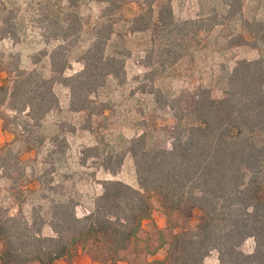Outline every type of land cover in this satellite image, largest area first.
Instances as JSON below:
<instances>
[{
  "label": "trees",
  "instance_id": "1",
  "mask_svg": "<svg viewBox=\"0 0 264 264\" xmlns=\"http://www.w3.org/2000/svg\"><path fill=\"white\" fill-rule=\"evenodd\" d=\"M144 22L145 14L136 15L132 30L145 33L151 25ZM152 23L170 29L175 24L171 5L162 4ZM247 28L264 48V21ZM100 32L75 76H64L68 62L59 59V48L51 55V78L24 69L18 55L5 64L0 60V107L6 109L0 120L23 119L16 128L40 126L59 105V83L70 88L76 111H90L89 91L98 90L108 76L120 78L124 70L123 63L104 54L113 25L104 21ZM237 37V45L247 43L243 34ZM231 80L238 88L221 98L204 89L188 110L177 109L175 101L169 105L175 110L170 148L150 145L146 132L131 140L127 152L137 162V188L105 180L103 194L83 217L69 197L46 199L29 216L21 208L13 215L0 207V264H54L79 248L100 264H206L213 252L219 264H264V57L240 61ZM33 151L28 146L26 153ZM123 161L124 155L108 156L103 168L115 175ZM50 185L34 178L25 188L35 192ZM57 189L50 188L61 195ZM155 214L166 220L163 228ZM248 239L255 242L251 253L242 249Z\"/></svg>",
  "mask_w": 264,
  "mask_h": 264
},
{
  "label": "rangeland",
  "instance_id": "2",
  "mask_svg": "<svg viewBox=\"0 0 264 264\" xmlns=\"http://www.w3.org/2000/svg\"><path fill=\"white\" fill-rule=\"evenodd\" d=\"M162 4L172 7L175 24L170 29L152 23ZM138 14H145L142 26L151 25L145 33L132 30ZM259 20L264 21V0H0L3 63L18 55L24 69H38L51 78V55L59 48V59L68 62L64 76H75L105 21L113 25V34L104 54L124 66L120 78L108 76L99 81L98 90L89 91L88 112L76 111L70 88L59 83V105L40 126L16 128L14 123L23 126V119L0 120V130L12 134L0 146V207L13 215L21 208L29 216L46 199L69 197L83 217L103 194L105 180L137 188V162L127 152L131 140L146 132L150 145L170 148L175 121L170 104L175 101L177 109L188 110L204 89L221 98L238 88L231 80L237 64L264 57L255 31L247 28ZM100 33L105 36L106 30ZM239 34L247 43L237 45ZM28 146L34 149L31 155ZM118 155L124 161L113 175L103 164L108 156ZM116 162L113 158L112 165ZM34 178L51 185L31 192L25 186ZM155 217L158 227L165 226L161 215ZM144 227L154 232L152 226ZM254 247L248 239L242 249L251 253ZM206 264H219L218 253H211Z\"/></svg>",
  "mask_w": 264,
  "mask_h": 264
},
{
  "label": "crops",
  "instance_id": "3",
  "mask_svg": "<svg viewBox=\"0 0 264 264\" xmlns=\"http://www.w3.org/2000/svg\"><path fill=\"white\" fill-rule=\"evenodd\" d=\"M0 129L2 130L1 123H0ZM1 130H0V146L5 141H10V139L12 138V134H9L7 130L3 129L4 132H2ZM154 218L156 219L155 215ZM163 227L164 226L159 228H163ZM157 257H160V254H158ZM54 264H100V263L93 261L92 258L86 252H84L81 248H79L78 251L75 253V255L72 256L71 258L61 259Z\"/></svg>",
  "mask_w": 264,
  "mask_h": 264
}]
</instances>
